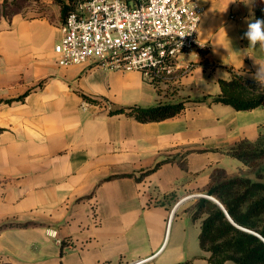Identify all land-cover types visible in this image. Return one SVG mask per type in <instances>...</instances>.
<instances>
[{
    "label": "crops",
    "instance_id": "crops-1",
    "mask_svg": "<svg viewBox=\"0 0 264 264\" xmlns=\"http://www.w3.org/2000/svg\"><path fill=\"white\" fill-rule=\"evenodd\" d=\"M254 2L196 0L207 50L193 70L154 83L91 62L63 66L60 16L2 21L0 264H210L193 195L226 177L255 178L229 151L257 141L264 107L202 100L221 93L231 70L256 81L264 49L241 38L257 19ZM181 100L184 112L160 122L112 114Z\"/></svg>",
    "mask_w": 264,
    "mask_h": 264
},
{
    "label": "built area",
    "instance_id": "built-area-1",
    "mask_svg": "<svg viewBox=\"0 0 264 264\" xmlns=\"http://www.w3.org/2000/svg\"><path fill=\"white\" fill-rule=\"evenodd\" d=\"M202 15L196 0H86L61 24L55 53L63 66L91 62L137 71L153 83L170 80L183 66L193 70L195 58L208 48L198 39Z\"/></svg>",
    "mask_w": 264,
    "mask_h": 264
},
{
    "label": "trees",
    "instance_id": "trees-1",
    "mask_svg": "<svg viewBox=\"0 0 264 264\" xmlns=\"http://www.w3.org/2000/svg\"><path fill=\"white\" fill-rule=\"evenodd\" d=\"M19 0H0V24L21 14L13 10L11 3ZM60 6L61 24L69 14L86 0H53ZM257 19H264V0H255ZM221 93L205 97L203 102L229 105L237 111H249L264 107V85L246 79L231 70V78L219 81ZM24 96L18 100H23ZM15 100L4 101L11 104ZM2 102V101H1ZM201 103V101H200ZM186 100L177 103L158 104L150 108L132 106L112 114H124L139 122H160L175 118L184 112ZM3 129L0 128V132ZM229 154L241 161L256 174L257 180L246 176L226 177L207 190L225 209L238 226L253 231L260 237L237 228L228 219L225 211L214 201L201 198L194 206L196 219L203 218L199 236L201 249L207 252L210 264H264V131L255 142H237ZM151 171H146L145 175ZM184 264H189L186 262Z\"/></svg>",
    "mask_w": 264,
    "mask_h": 264
},
{
    "label": "rangeland",
    "instance_id": "rangeland-1",
    "mask_svg": "<svg viewBox=\"0 0 264 264\" xmlns=\"http://www.w3.org/2000/svg\"><path fill=\"white\" fill-rule=\"evenodd\" d=\"M11 5V9L19 10L21 14L29 17L55 18L56 16H60V6L53 0H19L16 4L12 2ZM249 173L255 175V178L251 179L257 180L253 170L250 169Z\"/></svg>",
    "mask_w": 264,
    "mask_h": 264
},
{
    "label": "clouds",
    "instance_id": "clouds-1",
    "mask_svg": "<svg viewBox=\"0 0 264 264\" xmlns=\"http://www.w3.org/2000/svg\"><path fill=\"white\" fill-rule=\"evenodd\" d=\"M242 39H247L249 41V47H257L264 49V19H256L254 21L248 22L247 30L244 32ZM256 62V61H255ZM259 65L257 72L254 74L253 79H255L259 84L264 85V63H257Z\"/></svg>",
    "mask_w": 264,
    "mask_h": 264
},
{
    "label": "water",
    "instance_id": "water-1",
    "mask_svg": "<svg viewBox=\"0 0 264 264\" xmlns=\"http://www.w3.org/2000/svg\"><path fill=\"white\" fill-rule=\"evenodd\" d=\"M204 198H207V199H210V200H212V201H214V202H216L224 211H225V209H224V207L214 198V197H212V196H209V195H206ZM225 213H226V215H227V217H228V219L233 223V225H235L237 228H239V229H241V230H243V231H245V232H248V233H251V234H254V235H256V236H258V237H260L258 234H256V233H254L253 231H250V230H248V229H244V228H242V227H240V226H238L237 224H235L234 223V221L230 218V216L228 215V213L225 211Z\"/></svg>",
    "mask_w": 264,
    "mask_h": 264
}]
</instances>
